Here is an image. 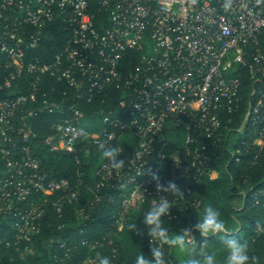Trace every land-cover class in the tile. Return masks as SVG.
<instances>
[{"label":"built area","instance_id":"1","mask_svg":"<svg viewBox=\"0 0 264 264\" xmlns=\"http://www.w3.org/2000/svg\"><path fill=\"white\" fill-rule=\"evenodd\" d=\"M58 23L69 37L44 62L45 31ZM242 67L264 83V0H0L3 88L34 79L27 94L0 100V222L11 218L17 240L31 243L47 206L36 197L77 200L78 188L41 169V142L77 163L80 142L100 154L98 187L115 188L120 230L161 194L152 173L165 174L167 164L170 181L190 198L199 177L216 173L207 170L210 149L223 114L239 110ZM46 79L66 89L49 92ZM96 99L112 109L88 120L75 102ZM44 115L55 117L49 134L34 128ZM101 142L119 147L124 168L107 164ZM51 206L62 212L58 198Z\"/></svg>","mask_w":264,"mask_h":264},{"label":"trees","instance_id":"2","mask_svg":"<svg viewBox=\"0 0 264 264\" xmlns=\"http://www.w3.org/2000/svg\"><path fill=\"white\" fill-rule=\"evenodd\" d=\"M45 34L42 59L50 62L53 55L62 51L70 33L58 23ZM237 73L242 82L239 110L231 115L223 114L220 141L215 146L210 144L207 170L217 172L218 178L213 179L207 173L199 177L190 198L168 194L176 207L171 211V219L166 217L164 223L171 231H179L195 224L196 212H202L211 204L221 210L228 234L248 241L250 254L258 258L254 264H264V228L257 227L264 226V83L252 80L246 68H239ZM33 81L32 77L25 76L6 90L4 73H0V100L27 94ZM42 88L49 92L56 89L58 93L66 86L46 79ZM259 90L262 94L257 93ZM75 105L82 108L88 120L97 119L103 109H112L98 99L92 103L75 102ZM54 119V116L44 115L34 120V128L41 134H49ZM259 139H263L262 144L257 143ZM79 147L80 163H77L73 154L52 152L43 142L35 146V155L48 177L68 181L70 188H78L79 196L72 202L63 193L36 197V203L47 206L40 232L31 243L17 240L11 218L1 221L0 264H93L98 252L111 256L113 264H133L141 251L150 253L151 241L142 216L151 206L150 202L147 200L140 209L132 211L120 230L119 205L110 202V199L116 200L115 188L111 184L98 187L102 158L84 141ZM164 169L165 174L159 176L167 183L170 181L169 164ZM56 198L61 200L60 214L51 206ZM236 200L240 201L238 206L233 205ZM187 201H197L200 205L187 204ZM183 207L187 209L182 210ZM134 223L138 227L132 233L129 226ZM194 235L198 242L203 239L198 232ZM207 250L220 252L219 241L213 238ZM165 251L168 264H184L182 253L172 249Z\"/></svg>","mask_w":264,"mask_h":264},{"label":"clouds","instance_id":"3","mask_svg":"<svg viewBox=\"0 0 264 264\" xmlns=\"http://www.w3.org/2000/svg\"><path fill=\"white\" fill-rule=\"evenodd\" d=\"M108 165L114 170H120L126 165L124 156L116 145H106L101 142L97 146ZM145 172V171H144ZM156 181L157 191L161 193L153 198L151 206L143 213V223L150 238V253L141 251L134 258L133 264H168L166 249L176 250L183 254L184 264H254L258 259L250 254L247 240L236 235H229L225 219L218 207L208 205L202 212L197 213L195 224L183 227L179 231H171L164 221L170 217L171 211L176 207L175 202L168 198V194L185 197L182 190L174 181L162 182L157 173H152ZM132 233L137 230V223L131 224ZM258 228H264L258 225ZM194 232L203 238L197 241ZM219 241L220 252L207 250L212 239ZM93 264H113L109 255L96 253Z\"/></svg>","mask_w":264,"mask_h":264},{"label":"rangeland","instance_id":"4","mask_svg":"<svg viewBox=\"0 0 264 264\" xmlns=\"http://www.w3.org/2000/svg\"><path fill=\"white\" fill-rule=\"evenodd\" d=\"M218 178V173L216 172L215 174H213V179H217ZM240 204L239 200H236L233 202V205L238 206Z\"/></svg>","mask_w":264,"mask_h":264}]
</instances>
